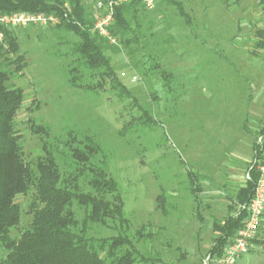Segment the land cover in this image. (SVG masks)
Wrapping results in <instances>:
<instances>
[{
  "label": "rangeland",
  "instance_id": "374dc122",
  "mask_svg": "<svg viewBox=\"0 0 264 264\" xmlns=\"http://www.w3.org/2000/svg\"><path fill=\"white\" fill-rule=\"evenodd\" d=\"M175 1L189 23L175 7L155 0L133 23L135 42L106 52L132 99L120 100L108 79L87 70L71 51L78 38L55 23L16 29L25 68L21 74L14 66L3 69L7 86L23 92L14 127L26 164L34 168L45 145L61 175H73L67 144L73 139L82 147L91 139L100 149L91 163L104 166L118 185L129 236L146 225L154 233L136 242L152 260L148 264H203L216 236L212 224L236 211L234 198L264 127V49L256 37L264 13L259 0ZM94 2L82 0L86 14L95 12ZM64 8L69 11L67 2ZM74 75L76 86L69 81ZM144 111L151 126L136 121ZM31 124L48 135L33 134ZM193 175L196 194L190 190ZM90 178L85 173L78 179L85 194L92 193ZM34 197L33 189L17 197L20 222L12 238L28 228ZM73 212L81 222L76 203ZM90 228L92 237L116 234L113 228ZM259 234L264 241V225ZM254 248L243 263L252 259L249 253L256 264L264 263V245ZM4 255L0 247V261Z\"/></svg>",
  "mask_w": 264,
  "mask_h": 264
},
{
  "label": "trees",
  "instance_id": "16d2710c",
  "mask_svg": "<svg viewBox=\"0 0 264 264\" xmlns=\"http://www.w3.org/2000/svg\"><path fill=\"white\" fill-rule=\"evenodd\" d=\"M95 12L86 14L82 0H0V14L26 12L53 15L57 18L55 26L75 35L79 42L72 46V54L77 55L82 65L102 81H110V89L117 97L131 98V94L115 75L107 51L121 52L128 49L137 37L133 23L138 22L140 10H147L139 0H128L113 8V23L109 34L117 45L93 31L95 22L103 15L95 6ZM176 8L179 15L188 22L180 2L160 0ZM67 2L68 9L64 8ZM155 2V0H154ZM264 13V0H259ZM15 29L3 28L4 39L0 42V247L5 251L0 264H148L137 249L136 242L152 238L149 225L142 226L131 237L128 234V221L125 218L124 204L118 185L105 170L95 166L91 160L100 153L99 147L86 139L82 147L74 146L72 139L68 146L67 159L75 165V173L61 175L52 153L43 145L44 156L39 158L34 168L22 159L19 143L21 137L15 130L16 116L23 103L20 88H9L8 72L3 67L14 66L17 74L25 68L24 57L19 55ZM23 29V28H22ZM257 46L264 49V28L256 33ZM13 58V59H12ZM1 59L5 63L1 64ZM102 70L101 72H99ZM72 69L70 73H73ZM169 75H166L167 77ZM77 75L69 81L76 86ZM138 124L151 126L154 122L147 112L136 118ZM33 134L48 135L44 127L31 124ZM258 135L261 142L252 144V160L247 168L248 180L235 195L238 211L228 215L221 223H214L212 231L216 235L207 252L206 258L222 256L247 217L246 208L253 196L254 188L260 177L257 166L264 165V127ZM90 175L87 185L92 193L81 192L78 179ZM191 175V174H189ZM196 176H191L190 190L198 191ZM29 189L35 191L30 205L31 222L16 238L11 230L20 222V208L17 197L25 196ZM83 210L79 222L73 212V204ZM261 218H264V213ZM261 223V221H260ZM90 225L113 228L116 234L111 237L97 238L88 236ZM260 224L256 237L251 244L264 245L260 236Z\"/></svg>",
  "mask_w": 264,
  "mask_h": 264
},
{
  "label": "built area",
  "instance_id": "2783aa9c",
  "mask_svg": "<svg viewBox=\"0 0 264 264\" xmlns=\"http://www.w3.org/2000/svg\"><path fill=\"white\" fill-rule=\"evenodd\" d=\"M128 0H97L95 6L101 10L103 15L95 22L93 31L99 36L108 40L112 45H117L116 40L110 36L109 28L113 23V8ZM147 9L152 10L154 0H139ZM57 18L53 15L32 14L26 12H17L10 14H0V42L4 39L2 29L46 27L54 24ZM136 78L133 77L130 82L134 83ZM262 138L258 139L260 143ZM260 177L254 188L253 196L246 209L247 217L240 230L237 231L232 242L227 245L222 253V256L216 259L207 257L203 264H237L239 259L249 250L251 241L256 237L261 217L264 213V165L257 166ZM248 180V176H247Z\"/></svg>",
  "mask_w": 264,
  "mask_h": 264
},
{
  "label": "crops",
  "instance_id": "0c3cea01",
  "mask_svg": "<svg viewBox=\"0 0 264 264\" xmlns=\"http://www.w3.org/2000/svg\"><path fill=\"white\" fill-rule=\"evenodd\" d=\"M251 150H252V149H251ZM251 160H252V156H251ZM251 160H250V163H251ZM250 163H249V165H250ZM249 165H248V166H249ZM247 168H248V167H247ZM247 168H246V171H245L246 174H245L244 183H245V181H247V176H248V174H247ZM243 186H244V184H241L240 188L243 187ZM240 188H238L237 191H238ZM198 190H199V189H198ZM236 193H237V192H236ZM234 203H235V198H234ZM237 211H238V206L236 207V211H235V213L230 214V215H235V214L237 213ZM227 216H228V215H227ZM227 216H226V217H227ZM226 217H225V218H226ZM225 218H224V219H225ZM212 225H213V224H212ZM263 225H264V218H261L260 228L263 227ZM259 232H260V231H259ZM260 237H261V236H259L258 239H261ZM260 246H261V244H252V248L255 247V248L257 249V247L259 248ZM255 248H254V250H255ZM257 250H258V249H257ZM245 254H246V253H245ZM245 254H244V255H245ZM248 255H250L251 258H252L251 260H249V262H247V263H243L242 260H241L242 257H243V256H242V257L239 259V261L237 262V264H256L257 262H256L255 259L257 258V256H256L255 254H253V253H251V254L249 253ZM263 264H264V263H263Z\"/></svg>",
  "mask_w": 264,
  "mask_h": 264
}]
</instances>
